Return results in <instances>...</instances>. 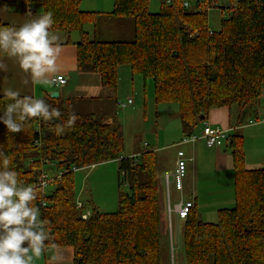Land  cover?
Returning <instances> with one entry per match:
<instances>
[{
  "label": "trees",
  "instance_id": "trees-1",
  "mask_svg": "<svg viewBox=\"0 0 264 264\" xmlns=\"http://www.w3.org/2000/svg\"><path fill=\"white\" fill-rule=\"evenodd\" d=\"M183 1L161 0L160 10L151 12L149 0H113L109 15L133 21L132 40L122 41L91 39L84 25H96L101 13L81 10V0H0L10 12H27L29 19L51 13L49 31L63 32L65 43L76 32L77 69L95 73L115 107L119 69L129 66L143 81L152 80L156 103L177 104L185 135L194 133L203 122L200 117L214 107H236L241 124L264 87V0H228L227 7L217 0H195L193 7ZM211 8L229 12L218 30L208 25ZM0 27L19 26L0 20ZM43 100L60 117L47 122L33 118L16 133L0 123V152L25 185L35 183L42 169L62 172L47 191L37 188L39 199L34 201L38 207L45 203L40 209L49 234L47 248H71V264H162L163 198L156 154L145 150L123 157L118 122L75 112L76 98L48 95ZM8 102L0 94V110ZM71 115L77 119L68 127ZM58 125L63 132L57 133ZM225 145L233 159L234 205L219 209L216 223L202 221L195 205L180 220L186 264H264V168H246L240 134L231 133ZM107 161L118 162L128 191L119 194L114 212L92 208L83 219L76 208L72 168Z\"/></svg>",
  "mask_w": 264,
  "mask_h": 264
},
{
  "label": "rangeland",
  "instance_id": "rangeland-1",
  "mask_svg": "<svg viewBox=\"0 0 264 264\" xmlns=\"http://www.w3.org/2000/svg\"><path fill=\"white\" fill-rule=\"evenodd\" d=\"M189 3V0H186ZM195 0H190L192 3ZM229 3L228 0H217L218 6H227ZM112 5L110 7L113 9V0H81L80 8L89 11H100L106 12L103 8L105 5ZM161 0H149V10L151 12H156L160 10ZM168 4V3H167ZM194 5V2L192 3ZM229 12L224 11V17H227ZM115 19V18H113ZM221 20V10L218 8H211L208 13V24L214 30L218 29ZM108 19H100L101 32H104V37L108 40H116L120 37V30H118V24L113 22H107ZM57 35H64L63 32H55ZM76 33L72 34V37H77ZM126 39L128 41L132 40ZM63 42V37H59ZM57 42V41H56ZM67 44H71L67 43ZM75 45V44H74ZM60 62L56 60V66L58 67ZM79 70L77 69V72ZM76 81H78L79 75H93L87 80V88H82V84H78L77 87L71 90V94L79 92L77 96H91L95 94L97 89V80L98 76L92 72L80 71L76 73ZM95 77V78H93ZM119 80H118V89L116 91V96L118 100L124 101L127 97L133 99L132 104L128 105L126 108L117 107V118L120 125L123 128V143L124 149L122 155L129 156L134 148L140 150L143 143L146 142L149 144L150 148H156L158 146L157 140L162 137L160 146H166L171 144L172 140L180 141L182 137L173 138L174 134L177 133L178 127L181 126L178 114V106L176 103H156L154 99V87L153 82L150 79L145 81L142 80V77L131 73L129 66H123L119 69ZM95 79V84L93 81ZM99 81V80H98ZM100 85V84H99ZM64 86V85H63ZM60 85H53V91L61 92L62 87ZM65 88V86H64ZM52 91V92H53ZM264 93V92H262ZM51 94V93H50ZM78 100L82 98H76ZM77 100V101H78ZM261 105L264 104V94L262 96ZM80 106L75 107L74 111L78 113H91L92 111H103V113L109 114L110 108L113 110V99L106 98L105 102L101 104H91L88 102H79ZM114 112V111H113ZM254 113L251 117V120H256ZM109 118V117H108ZM104 119L107 122H112V119ZM250 118V117H248ZM261 118V117H260ZM264 118V117H262ZM116 120V119H115ZM259 120V119H258ZM264 120V119H263ZM117 122V120H116ZM181 136V135H180ZM171 139V140H167ZM167 140V141H166ZM181 146L179 148H183ZM178 148H171L161 152L164 163L158 165V183L161 199L166 203V185L162 181V175L165 173V170L168 167H171L172 172L174 170L173 162L175 161L174 154ZM134 152V151H133ZM255 153L257 155H262L264 153V142L256 139ZM168 158V160H166ZM173 166V167H172ZM49 177H54L56 172L52 169L46 171ZM207 177H200L195 182V190L197 194H189V190L186 188V191H183V197L185 199H193L197 197V212L201 216V220L210 223H216L218 216L217 211L222 207H232L234 205L235 194L233 188L226 184V180L231 178V176L226 175L225 181L224 175L212 172L208 174ZM161 177V178H160ZM75 179V193L76 200L81 201L86 207L90 210L92 208L97 209L102 212H114L117 210V201L118 196L121 192L128 191V185L124 183L121 176L118 173V162L117 161H107L100 164L93 165L92 167L79 169L74 171ZM118 180L121 181L118 184ZM50 187V186H49ZM49 187L45 190L47 191ZM177 191L170 186L169 187V198L171 204L176 202L179 199ZM162 204V202H161ZM161 213L163 217L162 222V234H161V254H162V264H186L183 239H182V222L176 220L174 214L171 216L170 224L166 216V209L161 205ZM41 219V216H40ZM57 251L61 253V257L67 262L71 258V248L69 247H49L46 251L45 256L42 254L41 257L34 259L33 264H44V260L50 259L53 256H56ZM45 257V259H44Z\"/></svg>",
  "mask_w": 264,
  "mask_h": 264
},
{
  "label": "crops",
  "instance_id": "crops-1",
  "mask_svg": "<svg viewBox=\"0 0 264 264\" xmlns=\"http://www.w3.org/2000/svg\"><path fill=\"white\" fill-rule=\"evenodd\" d=\"M169 1L170 0H166L167 3H169ZM192 3H190V0H189L188 7H193L194 5ZM110 7H112V5H109V4L105 5L103 9L106 12L93 11V12H100L101 15L99 16L96 25L92 23L85 24L84 30L89 34L91 39L96 38L99 40H108L104 37V32H101V24L99 22L100 19H108L107 22H113V23L118 24V28H119L118 30H120V37H122V41H128L126 39V35L127 37H129L128 39H130V37L133 38L132 19L130 18L113 19L114 17L109 15V13L112 11V10L111 11L108 10V9H111ZM81 10L89 11V10H84V9H81ZM156 12H158V10ZM222 16L224 15H222L221 13V17ZM0 20L4 23H8V24L15 25V26H20L30 19H29V14L27 12L24 14L10 12L5 6V4L3 2H0ZM210 29L214 30L212 27H210ZM73 33H76V32H73ZM50 34L55 35L57 37L56 43L59 45V51H58L56 60L60 62V65H58L57 67V71L55 73L48 74V80L50 82L49 83H35V84L29 82L28 84H24L22 81L25 78V74L20 71L15 61L10 60L7 57H0V63H4L6 65V71L0 72V94H3L2 90L11 89L13 91H18L20 95L31 96L36 99H44L48 95H51L50 93L55 92L53 91L54 89L53 85H60V86L64 85L65 88L64 86L62 87L63 88L62 91L64 92L61 93L58 91L57 92L58 96L60 98H73V99L82 98L80 99L81 101H75L76 102L75 107H78L81 105V103L79 102H88L90 106L91 104H97V103L101 104L102 102H105V99L107 98L106 97L107 93L99 85L100 84V82L98 81L99 77L98 79H96L98 91L95 94L88 96V97L77 96L80 91L76 92L75 94H71V90L77 87L79 83L82 84L81 87L85 88L86 90V88L88 87L87 80L93 76V75H83V76L79 75L78 78L80 79L76 81L77 75L75 74L80 72V71L77 72L76 48L74 45L79 39L78 34L76 33L77 37H72V34L70 35L71 44L65 43L66 41L65 35H57L55 31H51ZM60 36L63 37V42L59 39ZM116 40H121V39L117 38ZM57 76H62L66 82L65 83L54 82L53 78ZM93 84H95V79L93 81ZM262 92H264V87L262 89ZM263 94L264 93L261 94V97L255 104V108L253 112L250 115H248V117L250 118L247 117L241 124H239L238 122L239 112L236 107H230V108L225 107V106L214 107V108L209 109L208 112L205 113L203 116L204 120L208 121L212 125L219 126L225 129H232V133L233 132L238 133L243 137L244 163L247 169L264 168V153L262 155H257L255 153L256 139L258 138L260 141L264 142V120H263L264 118H262L264 117V104L261 105ZM116 99H118V97ZM113 106H114L113 110L110 108L109 114L103 113V111H99V112L92 111L91 113L104 115L105 119L109 117L108 119H112L113 121L116 119L117 122H119L116 116L118 109L115 107V102L113 103ZM254 113H256L255 118H258L259 120L256 119V120H253L255 121V123H249V120H251L252 118L251 116ZM177 118H179L178 114H177ZM180 124H181V121H180ZM202 125L203 123H201L199 127L196 129V131L194 132L199 133ZM121 128H122V125H121ZM122 131H123V128H122ZM184 135L185 134H184L182 124H181V126L178 127L177 133H175L173 135L174 137L171 139H176L178 136L183 137ZM171 139H167V140L169 141ZM161 141H162V137L160 136V138H158L157 140L158 146L154 149L150 148L149 144L144 142L142 145V147L144 148H141L140 150H136L138 148H134V150H132L131 153L128 154L129 156H125V155L124 156L122 155V156L130 157L132 155L142 153L145 150L154 152L157 157L156 174H157V183H158V179H159L158 178V175H159L158 165H161V163H164L165 161V159H163V156L161 155L162 154L161 152L169 149V147L178 148L177 151L178 150L184 151L185 157L187 160L186 177L183 181V190H182L181 195H184L183 191H186V188L189 190V194L191 193V195H194L195 193L196 195L197 191L195 190V185H196L195 182L200 177L209 176L208 174L212 172H215L216 174H218V178L220 177V174L224 175V179H222L224 181H225L226 175L231 176V178H228L225 182L227 186L230 185L234 191L233 159L226 145H223L222 147H219V148H208L203 141H198L192 145H180L179 144L180 141L174 142L175 140H172L171 144H167L166 146H160ZM181 146H184V147L179 148ZM177 151L175 152L177 153ZM176 153L174 154L175 156V161L173 162L174 167L176 163ZM166 160H168V158H166ZM169 169H171V167H168L165 170V173L162 175L163 177L162 181L164 182V184H165V179H164L165 174L171 171ZM159 184L160 183H158V186ZM193 190H194V193H193ZM193 200H194L195 210L197 212V197H194ZM162 206H164L166 209L167 201L166 203L163 202ZM222 208H231V207H222ZM197 214H198V217L201 218L198 212ZM43 255L45 256V254ZM56 256L58 257L56 261H52L50 258L49 260L48 259L44 260V264H71L72 262V254H71V258L67 262L64 260V258L61 257V253L59 251H57Z\"/></svg>",
  "mask_w": 264,
  "mask_h": 264
},
{
  "label": "clouds",
  "instance_id": "clouds-1",
  "mask_svg": "<svg viewBox=\"0 0 264 264\" xmlns=\"http://www.w3.org/2000/svg\"><path fill=\"white\" fill-rule=\"evenodd\" d=\"M54 24L51 13L36 16L18 28L0 27V56L14 60L25 74L24 84L49 83L48 74L57 71V37L49 30ZM6 65L0 63V72ZM8 102L0 112V123L9 133H16L33 118L45 122L59 118L61 113L43 99L20 96L18 91L2 90ZM76 116L65 122L71 127ZM57 133L63 132L57 126ZM12 161L0 152V264H33L34 259L48 251L46 221L41 220V209L34 201L38 190L18 180V173L10 169ZM57 256L51 257L56 261Z\"/></svg>",
  "mask_w": 264,
  "mask_h": 264
},
{
  "label": "built area",
  "instance_id": "built-area-1",
  "mask_svg": "<svg viewBox=\"0 0 264 264\" xmlns=\"http://www.w3.org/2000/svg\"><path fill=\"white\" fill-rule=\"evenodd\" d=\"M183 5L188 7V3L186 0L183 1ZM222 15H224V11L227 10L225 8L221 9ZM54 82L65 83V79L62 76H57L53 78ZM133 100L127 97L124 101L118 100L116 101V107L126 108L128 105L132 104ZM203 125L200 129L199 133H191L189 135H184L179 144L180 145H192L198 141H203L208 148H219L226 144V142L230 141V136L232 133V129H225L219 126L212 125L208 121L203 119ZM249 123H255L253 120H249ZM176 164L174 170L170 173L165 174V184H166V195H167V207H166V216L168 222L170 224L172 214L175 215L176 219L181 220L184 219L190 209L194 205V200L185 199L183 195H181L183 190V181L186 176L187 170V160L185 158V153L183 150H178L177 153ZM138 156V154L133 155L131 158ZM54 166V165H51ZM92 167V166H91ZM88 168V167H73V171H78L79 169ZM50 169H42L39 176L36 179V182L28 185L33 186L34 188H40L42 192H44L48 187L51 181L56 178H59L62 172H56L54 177H49L46 172ZM172 186L180 195L179 199L176 203L171 204L169 198V187ZM40 207H44L45 203L41 201ZM76 208L81 210V217L83 219H87L90 215V210L84 206V204L76 200Z\"/></svg>",
  "mask_w": 264,
  "mask_h": 264
},
{
  "label": "water",
  "instance_id": "water-1",
  "mask_svg": "<svg viewBox=\"0 0 264 264\" xmlns=\"http://www.w3.org/2000/svg\"><path fill=\"white\" fill-rule=\"evenodd\" d=\"M58 96V93L57 92H53L51 93V97H57ZM202 120L204 119L203 116L200 117Z\"/></svg>",
  "mask_w": 264,
  "mask_h": 264
}]
</instances>
